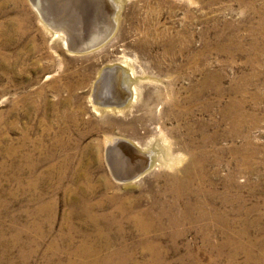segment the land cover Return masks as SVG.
<instances>
[{"label": "rangeland", "instance_id": "obj_1", "mask_svg": "<svg viewBox=\"0 0 264 264\" xmlns=\"http://www.w3.org/2000/svg\"><path fill=\"white\" fill-rule=\"evenodd\" d=\"M30 1L0 0V264H264V0H58L87 14L86 43L109 20L98 43L72 50ZM111 61L137 80L103 117L86 92ZM201 78L185 112L169 114L164 95L181 103ZM111 134L150 144L160 162L112 177ZM188 145L184 187L197 192L170 202L162 174ZM198 208L210 217L187 220Z\"/></svg>", "mask_w": 264, "mask_h": 264}, {"label": "bare ground", "instance_id": "obj_2", "mask_svg": "<svg viewBox=\"0 0 264 264\" xmlns=\"http://www.w3.org/2000/svg\"><path fill=\"white\" fill-rule=\"evenodd\" d=\"M30 3H31V5L36 4L37 15H39L41 17V19L45 20L48 23V25L51 27V32L56 33L58 35V38L60 39V41L68 49H71V48L73 49V47H75V48L84 47V46H87V45L94 43V42L98 43L97 40L100 39L102 36H104L105 33L107 32L105 30V26L108 27L109 20L107 22L108 24L106 23L101 27V30L99 28V32H100L99 35L92 36L93 42L89 43L87 41V43H86L81 37V33L83 31L82 30L83 26L87 22V21H85L87 14L85 15L84 10L82 11V13L80 14L79 17H77V18L74 17L75 18L74 19L73 17H70L67 15L68 10L70 9L69 4L62 5L61 3L58 2V0H48L46 3L44 1L35 3L32 0V1H30ZM80 3H82V2L79 1V4ZM74 6L75 7H73V6L72 7L75 8L77 11L80 8V6H82V5H77V4L75 5V3H74ZM66 9H68V10L65 11ZM69 14H70V12H69ZM71 14H72V12H71ZM76 15H78V14H76ZM52 20H54V21L52 22ZM73 20H75V21H73ZM104 30L106 32L103 33ZM90 41H91V39H90ZM85 44H87V45H85ZM163 48H164V46L161 47V50H163ZM121 60L122 59H119V61H121ZM136 80H137V78L134 77L133 74L131 75L130 70L128 68L123 70L120 67L119 63L116 61L101 63L100 65H98L96 67L94 73L92 74V76L90 77V80H89V86H88V89L86 92V93H88L89 105L93 109H95L98 113L97 115H100V116H103L101 114L103 112L102 111L103 109L119 110L121 104L122 105L124 103L128 104L129 100L133 99V97H134L133 96L134 95L133 88H134V83L136 82ZM203 87H206V86L203 82V78H201L200 83L198 85L193 86V82L191 84L189 83L186 94L181 95V96L179 95V97H177L178 101H181V103H178V102L176 103V100L172 96H167V95H164L161 103H164L165 105L168 104L169 106H171V108L167 109L169 114H171L172 116H179L181 113L185 112V106L186 105L184 106V104H186L188 101L189 102L194 101L195 98L198 97L197 96L198 91H199L198 89H202ZM227 105H228V100H226L224 102V106L226 107ZM193 124L195 125V122H193ZM194 125H193V128H194ZM195 128L197 129V134H196L195 140L193 139L191 141V142H194L193 144L199 143V141L201 140V134L198 133V132H200V127L197 125V123H196ZM182 131H183V135H184L185 140L180 139V136H177L175 139L177 141V145L183 149L186 147L187 141H190V138L188 136V133L185 132L186 127H184V125H183ZM138 146L135 145L133 143V141H131L128 138H125L124 136H117V135H112V134L107 135L105 137L103 136L102 141H101V153L103 154L104 165L106 166L107 170L109 171V173L111 174L112 177L124 179V178L130 177V176H133L134 174L142 171L144 168H146L152 162L155 164L160 162L159 158L152 156V154L150 152V144L148 146L146 145L143 147L142 146L138 147ZM196 150L199 151L200 149L197 148ZM167 158H169V157H167ZM167 158L165 157V160ZM168 160L170 162L174 161V159H172V158H170ZM190 165L195 167L196 162L192 157L191 150H190L189 145H188V147L184 150L183 161H181L179 164H177L172 171L165 172L163 174L161 173L167 179L171 188L173 189V191H172L173 194L170 198V202L176 198L177 189L180 190V192H184V193L187 191H191L192 193L197 192V189H195V188L187 190L184 187V184L189 180L188 174L186 173V169ZM198 170H199V167L197 166L194 173H193V176L196 177L198 175ZM83 201H82V203H83ZM89 203H91V202H89ZM187 208H188V202L185 200H182L180 202V205H179L176 213L185 212L187 210ZM140 214L142 216H146L149 214V212L140 211ZM198 216L199 217L204 216V217L209 218L210 214L207 213L206 211L198 208V209L194 210L193 214L190 217H188L187 220L192 221L194 218H196ZM88 218H89V215H88ZM132 221L138 227L141 226L138 222V217H133ZM138 229H141V228H138ZM83 236H84V234H83ZM87 238H88V236H87ZM80 243H82V241ZM80 251H81V249H80ZM104 255H105V253H104ZM108 255H109V253H108ZM92 256H94V255H92ZM108 261H106V262H108ZM94 262H97V261H94ZM85 264H90V263L85 262ZM91 264H94V263H91Z\"/></svg>", "mask_w": 264, "mask_h": 264}]
</instances>
